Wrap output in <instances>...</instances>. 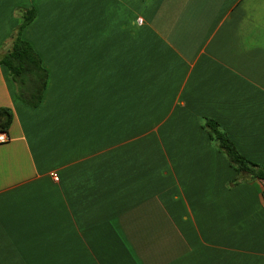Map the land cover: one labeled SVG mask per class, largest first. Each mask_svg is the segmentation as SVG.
<instances>
[{
    "label": "crops",
    "instance_id": "0c3cea01",
    "mask_svg": "<svg viewBox=\"0 0 264 264\" xmlns=\"http://www.w3.org/2000/svg\"><path fill=\"white\" fill-rule=\"evenodd\" d=\"M28 10L48 82L29 107L0 64V264H264V181L204 127L264 166V0H0V58Z\"/></svg>",
    "mask_w": 264,
    "mask_h": 264
},
{
    "label": "trees",
    "instance_id": "16d2710c",
    "mask_svg": "<svg viewBox=\"0 0 264 264\" xmlns=\"http://www.w3.org/2000/svg\"><path fill=\"white\" fill-rule=\"evenodd\" d=\"M23 22L12 36L11 49L0 58L16 86V97L27 106L38 107L44 96L48 82V72L43 68L39 55L27 41L22 39L23 31L36 18L34 10L22 12ZM13 122V115L7 108L0 109V132L8 133ZM207 130L214 146L227 157L240 178L264 181V166L244 158L229 139L221 126L213 120H206Z\"/></svg>",
    "mask_w": 264,
    "mask_h": 264
},
{
    "label": "built area",
    "instance_id": "2783aa9c",
    "mask_svg": "<svg viewBox=\"0 0 264 264\" xmlns=\"http://www.w3.org/2000/svg\"><path fill=\"white\" fill-rule=\"evenodd\" d=\"M10 141H11V138L8 135V133L0 132V144H6ZM52 176H53V179H55L56 181H59L58 175L53 174ZM263 198H264V194H263Z\"/></svg>",
    "mask_w": 264,
    "mask_h": 264
},
{
    "label": "rangeland",
    "instance_id": "374dc122",
    "mask_svg": "<svg viewBox=\"0 0 264 264\" xmlns=\"http://www.w3.org/2000/svg\"><path fill=\"white\" fill-rule=\"evenodd\" d=\"M19 15L21 16V18H22V13H19ZM36 15H37V13H36ZM22 20H23V18H22ZM23 22V21H22Z\"/></svg>",
    "mask_w": 264,
    "mask_h": 264
}]
</instances>
